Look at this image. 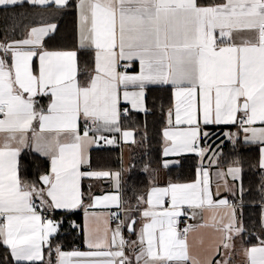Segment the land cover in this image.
I'll return each mask as SVG.
<instances>
[{"label":"snow or ice","instance_id":"1","mask_svg":"<svg viewBox=\"0 0 264 264\" xmlns=\"http://www.w3.org/2000/svg\"><path fill=\"white\" fill-rule=\"evenodd\" d=\"M21 2L0 0V6ZM28 3L63 8L69 0ZM78 10L72 49L45 48L54 23L32 27L11 43L0 42V245L17 264H37L63 225L54 213L84 208L89 251L65 252L56 246L55 264H201L190 251L192 226L180 230L179 218L188 214L186 208L195 216V209L223 207L224 216L212 218L220 233L215 252L225 257L215 264H229L234 238L244 228L235 205L213 200L207 168H199L190 183L152 186L137 197L135 208L125 207L121 173L93 169L90 149L101 140L116 143L103 132L122 133L125 142L135 143L133 132L121 129L122 114L129 111L122 113V101L148 112L150 88L170 86L164 157L194 153L203 159L211 150L201 146L213 135L210 126L239 124L245 142L259 146L258 167L264 169V0H79ZM82 50L93 62L83 82ZM39 97L49 98L46 107L39 106ZM222 135L236 142V133ZM25 150L46 162L38 164L33 182L21 176ZM170 163L179 161L166 159L163 167ZM240 172L236 166L218 175L237 179ZM85 178L109 179L116 191L86 196ZM98 207L123 209L125 219L111 213L101 235L91 226L98 214L87 211ZM133 212L143 221L139 233L137 219L129 215ZM113 220L119 221L114 228ZM125 228L135 240L125 238ZM221 248L229 251L221 253ZM244 252L248 264H264V240Z\"/></svg>","mask_w":264,"mask_h":264},{"label":"trees","instance_id":"2","mask_svg":"<svg viewBox=\"0 0 264 264\" xmlns=\"http://www.w3.org/2000/svg\"><path fill=\"white\" fill-rule=\"evenodd\" d=\"M205 2H219V0H205ZM76 1L70 0L67 6L40 7L29 3H19L12 6L0 7V40L8 41L21 39L29 28L44 23L56 22L55 32L46 37L44 46L49 49H72L77 42V13ZM93 67L90 54L84 50L79 54V68L81 78L88 75ZM146 103L148 112H131L122 120V127L135 131L138 150L132 159V166L126 173L123 184V198L127 207L135 208L137 197L143 196L150 187L149 169L161 166L163 128L169 108L173 104L170 86H153L147 92ZM102 134L115 135L114 132ZM116 136V135H115ZM224 138V137H222ZM220 141V139H219ZM258 145L246 143L238 138L235 143L224 139L218 165L228 166L238 163L241 167V184L244 187L242 195L244 207L243 222L246 228L244 238L246 243L258 241L257 233L263 230L261 213L264 204V169L258 167ZM23 168L21 176L28 182L37 180L38 164H45L36 154L25 150L23 154ZM91 163L94 169H117L120 166V153L117 147H96L91 151ZM198 156L186 155L180 165L167 169L169 179L176 181L193 180L197 175ZM56 219H62L63 225L58 233L52 237V245L45 249L43 261L37 264H55V246L62 249H73L83 244V233L74 222L81 223V212H64L54 214ZM0 264H17L10 256L6 246L0 245ZM24 264V262H21Z\"/></svg>","mask_w":264,"mask_h":264},{"label":"crops","instance_id":"3","mask_svg":"<svg viewBox=\"0 0 264 264\" xmlns=\"http://www.w3.org/2000/svg\"><path fill=\"white\" fill-rule=\"evenodd\" d=\"M75 1H76L75 6H76V13H77L76 17H77V38H78V23H79L78 3H79V0H75ZM24 2L28 3V0H22L21 3H24ZM69 2H70V0H69ZM9 6H12V5H9ZM37 6L54 7L56 5L52 4V5H37ZM53 23L57 25L56 22H50V23H44V24H40L37 26H33V27H40V26H45L47 24H53ZM31 28L28 29L25 36L27 35V33L30 31ZM15 40H19V39H15ZM12 41H14V40H8V41H1L0 40V42H8V43H11ZM46 49H48V50H63V49H49V48H46ZM33 63H34V66H38V60H36L35 58H34ZM90 71L91 70H89V72ZM87 78H88V75L85 78H81V76L79 75V79L81 80V82L85 81ZM146 95H147V93H146ZM38 99L40 101L39 106L46 107L47 104L49 103L48 97H39ZM146 106H147V103H146ZM122 108L129 109L130 113L134 112V111L138 112L134 109H131V106L129 104L123 102V101L121 104V110H122ZM130 113H129V115H130ZM123 118L124 117L122 116L121 117V123H122ZM84 123L85 122L83 120H81V123H80L81 133L84 130ZM166 123H167V115H166V119H165L164 128L166 126ZM34 126L37 128V131H38L39 130L38 125H34ZM256 126L259 127L261 125L257 124ZM164 128H163V130H164ZM121 129H122V131H124V130L132 131L134 134L135 143H133L132 140L125 142L122 138V133H116L115 134L116 136L115 135L102 134L105 137H107L108 139H112L113 137H115L116 143L115 144H106L103 140H101L99 145L94 144L92 146V148L90 149V155H91L92 149L96 148V147L112 146V147H117L119 149V153H120V166H119V168H117V169H110L109 168V169H103V170H109L112 172H120L121 173V189H120V192L122 195V199L124 200V198H123L124 178H125L126 173L129 171L130 167L132 166L133 155H134L135 151L138 150V147H137L138 145L136 144L135 131L133 129L124 128V127H122V124H121ZM209 130H210V132L213 133V135H211V137L209 139L205 140L201 146L202 147H209L211 150L207 152L206 157L203 159H201L198 156V168H197V170L201 167L208 169V171H209V187H210V190L212 192L214 201L220 200V199H227L230 204L236 206L237 221L240 225L243 226L244 231L239 236L234 238V248L230 250L231 256L229 258V264H248L244 249L249 248V247L254 246V245H257L260 243L261 240H264V204H262L263 211L261 213L262 214L261 215V223H262L263 230L261 229V231L256 234L258 241L254 242V243H250V244L248 242V244H247L245 241V238H244V233L246 231V228H245L244 222H243V215H245L244 214V207H245L246 203L243 202L244 200L242 199V195L244 194V189H243L244 187H242V184H241V172H240L239 177L237 179H233L231 176L221 177L218 175V173H227V171L230 167H236V166L240 167V165L238 163H233V164H230L228 166L218 165V158H219V155L221 153L222 142L224 141V139L225 140L226 139L231 140L227 136L222 135V133L223 132H227L230 134L236 133L237 135L235 137V140H237L238 138H242L245 141L244 133H243L242 129L240 128L239 124L227 125V126H210ZM30 135H31V133H30ZM46 135H50V134H46ZM90 135H94V133H90ZM222 137H224V138H222ZM0 139H2V137H0ZM219 139H220V141H219ZM164 146H165V143L163 140L162 149L164 148ZM190 154H194V153H187V154H183L182 156L164 157L163 156V150H162L161 166L158 168H155V169H149L148 170V171H150L149 177H151L150 178V187H149L148 191L143 196H146V194L150 191L152 186L163 187V186H166L169 182L190 183V182H193L194 180H196L197 175L193 180L191 179L189 181H176V180L169 179L168 174H167L168 168L180 165L181 159L184 156L190 155ZM166 159L169 161H179V163H170L169 167L165 168V167H163V163ZM81 187H82V191L86 194V196L89 193L93 196H102L105 194L114 193L116 191L113 181H111L109 179L95 180V179L85 178L81 182ZM85 203L87 204V203H89V201L86 199ZM125 207H127V206L125 205ZM140 207L142 209L145 206L141 205ZM87 211L89 213L94 212V213L98 214L99 218L92 221L91 226L93 228L99 229L101 235L103 234V230L105 227L104 220L111 213L120 214L122 217V220L125 219L124 210L123 209H117L115 207H111V208L98 207V208L88 209ZM194 211H195L196 223H195V226L192 228V230L188 234L190 251H191L193 256H196L201 261V264H208L209 260L212 261V264H215L216 260H223L225 257H224V255L217 254L215 252L216 244L220 240V233L217 232L214 227H212V224H213L212 218L215 217L216 220H219L220 217L224 216L227 209H225L223 207H221V208H204V209H195ZM58 212H63V211L58 210L56 213H58ZM73 212H81V215H82L81 223L80 222L79 223L74 222L73 224H74V226H76L78 228L80 227L79 230H81V232L84 234L83 235V244L81 246H77L73 249H62L59 245H57V246H59L60 249L62 251H65V252H70L73 250L89 251V249L87 247V242H86L87 233L85 231V227H86V223H87V218H86L85 209L80 208V209L74 210ZM192 213H193V210H192ZM129 215L134 216L137 219V224L135 225V228H136V232L139 233L140 226L143 222L142 218L139 216L138 213H135V212L129 213ZM115 225H116V223L112 224V222H111V227L114 228ZM123 234H124L126 239H129V240H135L136 239V236L133 235L127 228H125L123 230ZM51 245H52V239H51L50 245H45L43 248L44 257L46 254L45 249L49 248ZM55 248H56V246H55ZM226 251H229V250H225L223 248L220 249L221 253H224Z\"/></svg>","mask_w":264,"mask_h":264},{"label":"built area","instance_id":"4","mask_svg":"<svg viewBox=\"0 0 264 264\" xmlns=\"http://www.w3.org/2000/svg\"><path fill=\"white\" fill-rule=\"evenodd\" d=\"M123 109H125V108H122V113H123ZM129 113H130V110L128 111L127 114H122V116H123V117H126V116L129 115ZM35 202H36L37 204H39V200H38V199H36ZM185 210H186V212H187L188 214H187V215H184V216H181V217L179 218L180 222H179L178 227H179L180 230H183L185 227H187V226H189V225H191L192 228H193V227L195 226V223H196L195 216L192 215V210H191V209H187V208H186ZM118 215H119L120 219L122 220L121 215H120V214H118ZM111 222H112V224H115V223H118L119 221H117V220H113V221H111Z\"/></svg>","mask_w":264,"mask_h":264}]
</instances>
